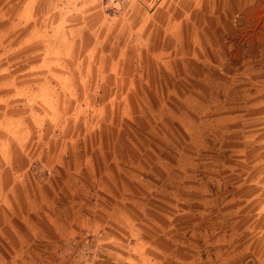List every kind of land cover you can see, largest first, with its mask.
Segmentation results:
<instances>
[{"label":"rangeland","instance_id":"1","mask_svg":"<svg viewBox=\"0 0 264 264\" xmlns=\"http://www.w3.org/2000/svg\"><path fill=\"white\" fill-rule=\"evenodd\" d=\"M0 264H264V0H0Z\"/></svg>","mask_w":264,"mask_h":264},{"label":"crops","instance_id":"2","mask_svg":"<svg viewBox=\"0 0 264 264\" xmlns=\"http://www.w3.org/2000/svg\"><path fill=\"white\" fill-rule=\"evenodd\" d=\"M190 50H191V48L186 47V50L184 52H182V57L184 58V60H187V59H185L187 57L191 58V55H188L190 53L191 54L193 53L192 56H197V52L195 51V49H193V51H190ZM179 62H181V61H179Z\"/></svg>","mask_w":264,"mask_h":264}]
</instances>
